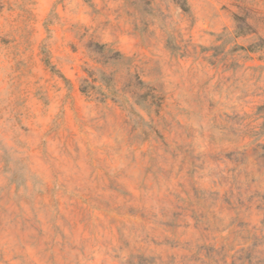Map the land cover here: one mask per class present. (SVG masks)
I'll return each instance as SVG.
<instances>
[{"label": "rangeland", "instance_id": "1", "mask_svg": "<svg viewBox=\"0 0 264 264\" xmlns=\"http://www.w3.org/2000/svg\"><path fill=\"white\" fill-rule=\"evenodd\" d=\"M0 264H264V0H0Z\"/></svg>", "mask_w": 264, "mask_h": 264}]
</instances>
